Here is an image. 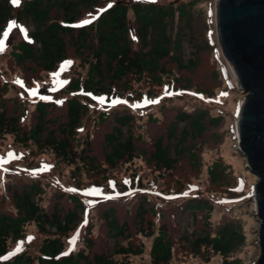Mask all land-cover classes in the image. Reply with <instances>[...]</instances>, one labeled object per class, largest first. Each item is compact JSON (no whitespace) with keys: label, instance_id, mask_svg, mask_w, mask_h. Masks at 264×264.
I'll list each match as a JSON object with an SVG mask.
<instances>
[{"label":"rangeland","instance_id":"obj_1","mask_svg":"<svg viewBox=\"0 0 264 264\" xmlns=\"http://www.w3.org/2000/svg\"><path fill=\"white\" fill-rule=\"evenodd\" d=\"M125 1L130 4L131 36L135 49H138L139 40L133 30L136 17L131 5L134 1L146 3L152 0ZM22 2L20 0L18 6L13 4L14 18L10 22L15 21L17 26L9 23L1 40L4 48L0 51V73L3 83L10 84L5 95L9 100V110L17 111L18 107L13 106V102L22 106L24 111L21 124L29 129L35 122V103L41 98L61 104L67 98L83 97L82 93L70 92L68 87L75 79H81L83 83L87 77L88 65L71 56L54 72L38 71L35 75L28 65L22 67L16 63L12 57L13 51L19 43L29 41V32L33 30L29 23L19 17ZM155 3L174 8L187 5L180 18L176 14L175 21L166 18L164 23L168 25L167 34L174 33L181 37L184 62L193 60L196 66L192 69H179L177 64L167 62L166 69L178 79L177 85L169 83L167 78H164L163 86L157 85L145 75L141 83H134L137 94H120L119 98L112 99L110 105L93 103L78 131L79 141L85 143L89 138L93 155L106 167L105 136L112 132L115 123L113 117L105 122L99 120V113L108 109L123 115L128 109L138 119L133 133L141 138L137 144L140 156L110 170V179L106 182L101 177L88 174L79 162L81 170L76 165L60 162L50 150L39 152L35 146L16 144L13 135H7L0 139V157L8 161L0 164V212L11 215L15 213L11 199L13 186L21 188L26 181L40 180L45 191L40 204L46 210L51 211L56 204L65 210L73 209L74 203L68 199L69 194L76 195L86 206L83 220L76 231L63 238L66 250H73L74 253L86 251L84 238L90 231L94 244L91 255L114 253L119 244L124 246L130 241L133 245L142 246L144 253L139 256L131 255L125 258V262L151 264L150 250L154 237L136 233L141 223L139 206L146 199L165 212L159 218L149 211L145 216L144 227L148 230L150 223L157 224L153 227L157 235L159 228L165 226L173 240V260L170 264H224L223 257L211 255L203 249L205 256L211 258L210 262H205L201 256L190 251L186 238L192 233L200 234L207 230L215 235L218 229L230 222L240 228L245 243L228 260H236L235 264H254L260 254V223L255 204V186L259 176L248 167L247 159L239 149L237 116L246 93L238 86L233 89L237 80L219 40L215 17L216 0H155ZM95 16L85 21H91ZM186 79L190 82L186 83ZM187 87L189 89L184 90ZM199 112L207 113V129L201 136L189 137L185 144L191 146L195 158L191 159L185 152L178 157L173 170H158L154 162L146 159L153 153L155 141L162 137L164 143L171 148V156L175 158L176 140L188 126L181 120V114L193 115ZM62 115L61 110H55L52 117ZM218 117L220 121L212 125L210 121ZM171 128L176 130L173 139L168 136ZM129 134V130L125 128V135ZM82 148L85 149V145L78 146L79 150ZM10 153L15 154L16 158H12ZM214 165L220 173L217 182H213L209 175ZM206 199L209 201L206 205L213 207L211 213L199 208V204ZM190 202L196 207L191 211H183ZM151 205L147 203L146 208L149 209ZM109 208L115 210L119 224L127 225L132 234L130 240L114 238L109 231L102 215ZM77 234L78 239L73 246L70 241ZM45 237L34 223L28 225L24 239L10 242L6 259L23 252L31 256L37 255ZM115 259L122 261L124 257L115 256Z\"/></svg>","mask_w":264,"mask_h":264},{"label":"trees","instance_id":"obj_2","mask_svg":"<svg viewBox=\"0 0 264 264\" xmlns=\"http://www.w3.org/2000/svg\"><path fill=\"white\" fill-rule=\"evenodd\" d=\"M131 8L136 17L133 30L139 40L138 49H135L131 36L128 1L25 0L19 8V17L29 23L33 30L29 32V41L19 43L13 51L14 61L22 67L28 65L36 75L38 71L54 72L59 64L71 56L77 57L84 65H88L87 77L83 83L81 79L73 80L68 89L70 92H83L88 97L67 98L61 104L53 100H38L35 103L34 125L27 129L21 124L24 111L22 106H17L16 102H13L12 105L18 107L19 112L16 109L9 110L7 105L9 100L5 95L10 84L3 83L0 73V139L13 135L16 144L25 147L35 146L39 152L50 150L60 162L76 165V168L80 169L79 162L86 168L88 174L101 177L106 182L110 179V170L120 163H130L140 156L137 144L141 138L133 133L137 117L128 109L123 115L116 113V110L104 109L99 113V120L105 122L113 117L115 126L112 132L105 136L107 152L104 158L107 166L100 164L93 155L89 138L85 143L84 141L81 143L78 138V131L90 112L91 105L95 102L110 105L112 99L119 98L120 94L129 92L137 94L134 83H141L145 75L157 85L163 86L164 78H167L169 83L177 85L178 79L166 69L165 64L173 62L179 69H192L196 63L193 60L184 62L181 37L174 33L167 34L168 25L164 23L166 18L175 21L176 14L180 18L187 5L174 8L162 7L155 2L134 1ZM100 9L103 10L100 12ZM13 11L12 0H0V41L5 36L8 24L14 18ZM94 15L96 18L93 21L83 24ZM185 82L190 81L186 79ZM188 89L189 87L184 90ZM55 110H61L63 115L52 117ZM206 114V112L181 114V120L188 126L176 140L175 158L171 156V148L160 137L155 141L153 153L146 159L154 162L158 170L168 171L174 169L178 157L185 152L194 159L191 146L185 144L189 137L204 134L207 129ZM219 121L218 117L210 122L215 125ZM125 128L130 132L128 136L125 135ZM172 128L168 134L171 139L176 132ZM81 144L85 145V149H78ZM217 169L214 165L209 173L213 182L219 181L220 178ZM26 182L21 188L12 187L11 199L15 213L11 215L0 212V258H5L9 254L10 242L25 238L26 227L32 223L46 237L37 255L31 256L24 252L12 259L0 260V264H130L125 262V258L144 253L142 246L133 245L128 241L124 246L119 244L114 253L102 252L91 255L94 244L90 231L84 238L86 251L74 253L73 250H66L63 238L76 231L81 224L86 211L85 204L76 195L69 194L68 199L74 203L73 209L65 210L56 204L48 211L40 204L41 198L45 195L42 182L40 180ZM207 200H200L202 204H199V208L211 213L213 207L206 205L209 203ZM143 201L139 206L138 215L141 223L136 233L145 234L149 238L154 237L150 250L151 264H170L173 260V240L165 226L159 228L157 235L153 228L157 224L150 223L148 230L144 227L145 216L149 211L157 214L159 218H162L165 212L159 210L155 204L151 205L148 200ZM147 203L151 205L149 209L146 208ZM191 203H188L183 211H191L196 207ZM102 215L114 238L130 240L132 234L126 224H119L114 209L109 208L103 211ZM206 219H209V214ZM186 243L190 251L201 256L205 262H210L211 258L205 256L203 249L209 251L211 255L223 257L224 264H235L236 260L229 261L228 258L245 243V237L240 228L230 222L218 229L215 235L208 230L200 234L192 233L186 238ZM115 256H123L124 259L119 261Z\"/></svg>","mask_w":264,"mask_h":264},{"label":"water","instance_id":"obj_3","mask_svg":"<svg viewBox=\"0 0 264 264\" xmlns=\"http://www.w3.org/2000/svg\"><path fill=\"white\" fill-rule=\"evenodd\" d=\"M216 21L223 53L246 93L237 129L240 151L259 176L255 204L260 254L254 264H264V0H218Z\"/></svg>","mask_w":264,"mask_h":264},{"label":"snow or ice","instance_id":"obj_4","mask_svg":"<svg viewBox=\"0 0 264 264\" xmlns=\"http://www.w3.org/2000/svg\"><path fill=\"white\" fill-rule=\"evenodd\" d=\"M12 2H13L14 5L18 6L20 0H12ZM152 2H155V0H152ZM109 7H111V5H109ZM90 22H91V21H84L83 23L87 24V23H90ZM10 25H11V26H17L15 21L10 22ZM21 30H22V31H26V30H24V29H21ZM134 39H135V38H134ZM3 48H4V44H3L2 41H0V51H2ZM67 63H71V62H67ZM21 84H22V82H21ZM152 102H153V103H156L157 101H152ZM9 155H10L12 158H16V157H15V154H13V153H10ZM6 162H8L6 158L0 157V164L6 163ZM76 239H78V234H77L76 237L73 238L72 241H70V244H72V245L74 246V245H75V241H76Z\"/></svg>","mask_w":264,"mask_h":264},{"label":"bare ground","instance_id":"obj_5","mask_svg":"<svg viewBox=\"0 0 264 264\" xmlns=\"http://www.w3.org/2000/svg\"><path fill=\"white\" fill-rule=\"evenodd\" d=\"M231 95V94H230Z\"/></svg>","mask_w":264,"mask_h":264}]
</instances>
